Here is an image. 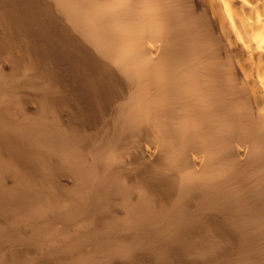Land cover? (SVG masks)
Instances as JSON below:
<instances>
[{"label":"bare ground","instance_id":"obj_1","mask_svg":"<svg viewBox=\"0 0 264 264\" xmlns=\"http://www.w3.org/2000/svg\"><path fill=\"white\" fill-rule=\"evenodd\" d=\"M0 264H264V0H0Z\"/></svg>","mask_w":264,"mask_h":264}]
</instances>
